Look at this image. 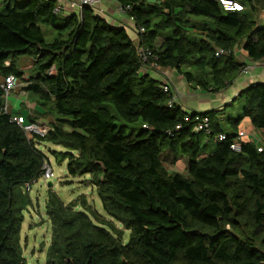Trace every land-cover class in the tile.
<instances>
[{
    "label": "trees",
    "instance_id": "trees-1",
    "mask_svg": "<svg viewBox=\"0 0 264 264\" xmlns=\"http://www.w3.org/2000/svg\"><path fill=\"white\" fill-rule=\"evenodd\" d=\"M117 1L133 17L138 41L87 5L78 15L55 12L57 0H3L0 264H28L21 238L32 203L26 184L32 187L50 164L43 142L64 147L52 154L67 160L70 175L89 176L85 183L110 216L85 197L66 203L49 190L46 264H264V143L244 139L240 151L231 147L244 118L264 141V82L244 86L236 97L240 113L223 117L227 107L171 103L172 82L165 90L163 76L152 72L175 69L206 93L227 89L251 67L239 50L264 60V21L252 17L264 12V0H237L242 9H225L220 0ZM42 24L57 31L53 40ZM22 54L32 57L30 74L16 64ZM9 74L44 107L43 118L58 114L45 135L27 134L12 120L42 123L41 117L5 112L1 82ZM205 117L209 130H196ZM126 123L138 127L127 131ZM219 134L225 138L216 140ZM167 149L172 163L186 155L187 174L169 172ZM116 222L129 230L127 240Z\"/></svg>",
    "mask_w": 264,
    "mask_h": 264
},
{
    "label": "rangeland",
    "instance_id": "rangeland-1",
    "mask_svg": "<svg viewBox=\"0 0 264 264\" xmlns=\"http://www.w3.org/2000/svg\"><path fill=\"white\" fill-rule=\"evenodd\" d=\"M2 10H4V7L0 5V11ZM252 17L263 22L264 12H253ZM42 28L47 41H51L56 37L57 31L51 25L42 24ZM31 58L32 57L29 54H22L16 60L17 66L22 68L27 74L31 73V70L29 69L28 65L31 61ZM185 66L186 64H183V68ZM19 92L21 98L19 100H14L12 92V94L9 95L10 102L13 101V103H18L19 101L23 102V100H25L30 103V101L32 102L34 100L30 99V97L23 89H19ZM232 102V105L225 106L227 107V109L224 112L223 117H226L227 115L236 116L240 113L242 98H236ZM24 103L27 104L26 102ZM16 109H23L22 105L19 103ZM45 113V116H48L51 120H54L55 116H58V114L54 112L52 114L47 112ZM48 117L45 118L47 119ZM223 124L227 131L231 132L233 130V128H231L225 122V120H223ZM127 125V131L131 130V128L133 127H138L136 123H128ZM246 127V124L243 123L242 126L239 127V129L246 130ZM30 135L32 134L30 133ZM260 138L261 143H264L261 134ZM209 146L213 148L214 140L209 141ZM41 147L48 156L50 165L53 169V175L50 179L46 180L41 177L36 182L32 183V187L29 192V196L31 198L32 203L29 205V207H27L25 211V220L22 224L21 229V238L24 247V254L27 257L28 264H46V251L52 236L51 222L46 213L45 208L49 190L55 191L66 203L73 200L76 201L81 196L85 197L87 203L91 207L95 208L99 213L106 216L107 218H110V216L105 212L102 207L101 200L97 195L95 187L85 183L88 181L89 176L70 175L67 171V160L58 161L55 158L54 154H52L53 149L63 151L65 150L64 147L48 142H43L41 144ZM163 158L168 160L165 161L164 164L167 166L169 172H181L184 174L188 173L187 158L185 154L181 153L178 156L177 160L172 163L171 159H173V154L170 153L167 149L163 152ZM81 207L82 206L80 203L78 208L81 209ZM116 224L120 227V229L123 230L124 238L125 240H127L129 237V230L125 229L124 226L118 222H116Z\"/></svg>",
    "mask_w": 264,
    "mask_h": 264
},
{
    "label": "crops",
    "instance_id": "crops-1",
    "mask_svg": "<svg viewBox=\"0 0 264 264\" xmlns=\"http://www.w3.org/2000/svg\"><path fill=\"white\" fill-rule=\"evenodd\" d=\"M57 1L60 2L63 0ZM2 4L3 0H0V5ZM119 5L120 4L117 0H102V2L97 7L96 13L116 26L125 27L134 41H138L139 37L138 31H136L135 22L129 18L128 14H122L118 11ZM71 13H77L78 15L81 14V9L74 2V0L67 4L63 12V14ZM238 56L242 61L250 64L251 69L246 74H240L237 80L230 87L216 94L206 93L195 89L192 85H190V83L185 80L183 75L175 69L163 68V70L167 71L170 74L172 86L174 87V89H177L180 94V96L178 97V101L183 104L186 109L198 111L206 109H220L222 107H225L228 103L232 102L238 96L240 90L247 84L256 81L264 82V60H249L242 50L238 51ZM28 65L30 67V64ZM152 72L157 77H160L162 79V73L155 70H153ZM19 89H22L21 83L12 91L14 100H19L21 98ZM20 102L23 108L20 111H22L24 115L29 113L36 117H41L42 123L49 125L48 122L51 119L43 118L44 108L36 104L35 101H30V103L25 100H23V102L19 101L18 103L11 102V109L15 111ZM24 102H26L27 104H25ZM243 123L247 126V133H251L255 136H260V131L253 127L248 118H244L239 127H241ZM245 138L250 139L251 135H247Z\"/></svg>",
    "mask_w": 264,
    "mask_h": 264
},
{
    "label": "built area",
    "instance_id": "built-area-1",
    "mask_svg": "<svg viewBox=\"0 0 264 264\" xmlns=\"http://www.w3.org/2000/svg\"><path fill=\"white\" fill-rule=\"evenodd\" d=\"M73 0H63L60 2H57V5L55 7V12L57 13H63L65 10V7L67 6L68 3H70ZM221 3L223 4L225 9H242V4L237 1V0H220ZM74 2L78 5V7H80V9H82V7L84 5L90 6L94 9V11L96 12L98 5L102 2V0H74ZM126 7H123L121 4L118 6V11L121 12L122 14H127L126 11ZM129 18L131 20H133L132 16H129ZM140 30H144V28H140ZM138 50L140 51L142 57L144 59H147L148 54H146V50L139 46ZM220 52H222V50H220ZM250 66L245 68V71L250 70ZM55 71L54 67H51L49 69V73H53ZM163 76V87L165 90L169 89L170 87V82H171V76L166 73L163 72L162 74ZM18 86V80L16 78V76L14 74H9L7 75L1 82V87L4 90V95H5V105H4V110L5 112H9L11 110V106H10V100H9V95L12 93V91ZM173 97L170 100V102L172 103L175 99H178V97L180 96L179 92L176 90L173 91ZM12 120L15 121L17 124H19L27 134L30 133H36L39 135H45L47 133V131L50 129L49 125L43 124V123H37V122H28L26 121V119L24 118V116L22 115H13L12 116ZM179 127V126H178ZM201 129H205L206 131L209 130V119L207 117L203 118L202 121H200L198 123V125L196 126V130H201ZM247 135H251L250 140L255 141L257 144L260 145L261 143V138L260 136H255L252 135L251 133H247L246 130H238V135L236 137V139L233 141V143L231 144V147L233 150L235 151H240L242 148V141L244 139H246L245 137ZM225 138V135L223 134H219L216 137V140H222ZM259 150H261V147H258ZM53 175V169L51 167V165L49 163H45L44 164V172L42 177L44 179H50ZM26 189L29 190L31 189V183L28 182L26 184Z\"/></svg>",
    "mask_w": 264,
    "mask_h": 264
}]
</instances>
